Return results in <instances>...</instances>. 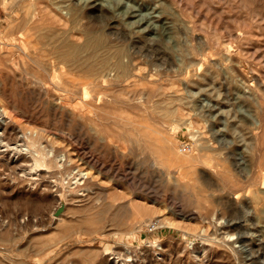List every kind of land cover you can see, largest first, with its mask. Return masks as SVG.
I'll list each match as a JSON object with an SVG mask.
<instances>
[{
  "label": "rangeland",
  "instance_id": "rangeland-1",
  "mask_svg": "<svg viewBox=\"0 0 264 264\" xmlns=\"http://www.w3.org/2000/svg\"><path fill=\"white\" fill-rule=\"evenodd\" d=\"M9 1L0 0V264H264V0L39 2L53 44L97 30L114 46L120 35L137 93L126 82L92 91L87 65L51 78L40 67L51 46L36 28L29 54L7 43L17 35L3 32Z\"/></svg>",
  "mask_w": 264,
  "mask_h": 264
},
{
  "label": "bare ground",
  "instance_id": "bare-ground-1",
  "mask_svg": "<svg viewBox=\"0 0 264 264\" xmlns=\"http://www.w3.org/2000/svg\"><path fill=\"white\" fill-rule=\"evenodd\" d=\"M7 1V0H6ZM42 1V0H21L19 2V0H12V1H9L12 5V12L9 13V16L7 18V26L6 28L3 29V32H4V35H5V32H12V31H15L17 33V35H14L11 34V37H10V41H8L7 43L10 44V45H16L17 47H19V49L23 50L24 52H26V54L30 53V51H28V47L30 45H27L28 43V40H29V37L32 35V33L30 32L32 28H36V36L41 40L42 39H45V42H46V45L45 47L47 46H51V56L48 57V61L47 59L44 58V62L41 60V62H43V64L40 62V64H42V66L40 65V67H42V69H44L45 73H47L51 78L55 75V74H58L56 75L57 77H62L66 74H68L70 71L68 68H64V65L65 66H68L70 69H73V68H78L79 69V66H82V65H87L89 67V70L92 72V91H94L95 88H99V91L101 90L102 88V91H103V88H109V85L112 84L113 82H126L125 85L126 88H129L130 90L132 91H135L136 90H133L131 88H133L134 86H136L140 81V79L138 80L136 77V74H138V72L135 70L136 69V65L135 64L136 62H134L135 60L133 59L134 56H132L131 59L129 60H125L124 59V56L127 55L129 53L128 49L124 46V39H122V37L119 35H117V37H119L118 40H121V42L124 44H122L121 42H118V43H121V44H114V46H111V45H108V43L105 42L106 40V37L104 34L102 33H97V34H94L97 32V30L92 33L91 35H88L86 38V41L79 45H75V44H71L70 42L71 41H62L61 43H54V41H56L55 39V33L53 31H51L54 27H50V26H44L43 23L41 25V23L37 22L38 21V18L36 19V16L37 15H40L41 16V19L43 18H46L44 17V13L41 11V9L43 7H39L38 4H40L39 2ZM48 1V0H47ZM52 1V0H51ZM72 8V6L70 7ZM73 10V8L71 9V11ZM16 11L17 14L15 13ZM44 11V10H43ZM51 11V9H50ZM75 11V8L74 10ZM52 12V11H51ZM45 13H47L45 11ZM11 16H14L13 19ZM52 18V16H51ZM54 18V17H53ZM52 18V19H53ZM74 18V17H73ZM40 19V20H41ZM50 19V18H49ZM57 19V18H56ZM54 19V20H56ZM70 19V18H69ZM78 19V17H75L74 18V21ZM73 20V19H72ZM71 20V21H72ZM43 21V20H41ZM57 21V20H56ZM51 22H55V21H51ZM79 28V27H78ZM77 29V28H76ZM91 31V30H90ZM92 32V31H91ZM216 35V34H215ZM9 36V35H7ZM6 36V37H7ZM128 36V35H127ZM37 38V39H38ZM16 39L18 40L17 43L16 42ZM38 39V40H39ZM66 39V38H65ZM108 40V39H107ZM40 41V40H39ZM44 41V40H43ZM126 41V40H125ZM2 42L0 40V51L2 52ZM31 42V41H30ZM41 42V41H40ZM64 42V43H63ZM32 43V42H31ZM73 43V42H72ZM112 44V43H110ZM118 44V45H117ZM27 47V48H26ZM44 47V48H45ZM185 47V46H184ZM42 48V47H41ZM40 48V49H41ZM47 49V48H46ZM186 49V48H185ZM42 51V53L45 52V50H43V48L40 50ZM184 51V50H183ZM20 52V50H19ZM35 52V51H34ZM38 52V51H36ZM185 52V51H184ZM183 52V55H185V53ZM40 54H42L41 52H38ZM131 53V52H130ZM37 54V53H36ZM133 54V53H131ZM43 55V54H42ZM49 55V54H48ZM47 55V56H48ZM1 56H3L2 54H0V61H1ZM44 56V55H43ZM46 56V55H45ZM186 56V55H185ZM184 56V57H185ZM190 56V55H189ZM17 57V56H16ZM16 57H11L13 60L16 58ZM20 57V56H19ZM5 58V57H4ZM18 58V57H17ZM21 58L23 59V56H21ZM32 58V57H31ZM186 58V57H185ZM191 58V57H190ZM34 61L37 62V60L39 58H34ZM26 60V59H25ZM38 60V62L40 61ZM134 60V61H133ZM9 61V60H8ZM18 61V60H17ZM24 61V60H23ZM50 61V65H49V62ZM187 62H190L191 64L193 63V60H189L188 59V54H187V59H186ZM2 62V61H1ZM13 62V61H11ZM16 62V61H14ZM27 62V61H26ZM30 62V61H29ZM198 62V61H197ZM196 63V62H195ZM9 64V63H8ZM17 64V63H16ZM28 64V63H27ZM38 64V63H37ZM189 64V63H188ZM190 64V65H191ZM194 64V63H193ZM25 65V64H24ZM32 65V64H30ZM39 65V64H38ZM29 66V65H28ZM33 66V65H32ZM35 66V65H34ZM33 66V67H34ZM37 66V65H36ZM35 66V67H36ZM75 66V67H73ZM199 66V65H198ZM14 67V66H13ZM12 67V69H13ZM32 67V68H33ZM39 67V68H40ZM16 68V67H15ZM38 68V66L36 67ZM11 69V68H10ZM17 69V68H16ZM83 69V68H81ZM80 69V70H81ZM77 70V69H76ZM88 70V69H87ZM15 71V69H14ZM11 72V71H10ZM36 72V71H35ZM185 72V71H184ZM14 73V72H13ZM27 73V72H26ZM43 73V72H42ZM45 73H44V76H45ZM71 73V72H70ZM17 74V73H16ZM37 74H38V71H37ZM143 78L145 77L144 75H141ZM40 77V76H39ZM46 77V76H45ZM208 79V78H207ZM53 81V80H52ZM189 81V80H188ZM39 82V81H38ZM146 82V81H145ZM149 82V81H148ZM117 84V83H116ZM119 84V83H118ZM43 86V85H42ZM122 86V85H121ZM198 86V84H197ZM196 87V86H195ZM215 87V86H214ZM112 88V87H110ZM125 88V87H124ZM199 89V88H198ZM206 89V87H205ZM204 89V90H205ZM31 90V89H30ZM45 90V89H44ZM127 90V89H126ZM189 90V89H188ZM98 91V90H97ZM190 91V90H189ZM108 92V91H107ZM131 92V91H130ZM115 93V92H114ZM206 93V92H205ZM107 94V93H106ZM125 94V93H124ZM153 94V93H152ZM155 94V93H154ZM190 94V93H189ZM194 94V93H193ZM104 95V94H103ZM93 96V95H92ZM96 96V94L94 95ZM192 96V95H191ZM151 97H153L151 95ZM188 98V97H187ZM219 98V97H218ZM94 98H92V106L93 104L96 102L93 101ZM153 99V98H151ZM174 99V98H173ZM210 100V99H208ZM166 101V100H165ZM212 101V100H211ZM157 102V101H156ZM222 102V101H221ZM137 103V102H135ZM140 103V102H139ZM171 100L167 101L164 105H161L162 106V111H164V116L163 117H169L170 116V113L173 111V108L171 107ZM200 103V102H199ZM103 104V103H102ZM131 104H134L131 103ZM141 104H146L145 102L143 103H140L138 106H140ZM159 104V103H158ZM191 104V103H190ZM195 104V103H194ZM124 105V104H122ZM151 106H154L155 104L152 103L150 104ZM135 106V104H134ZM143 106V105H141ZM204 106L203 104L200 105V107ZM145 107V106H144ZM146 108V107H145ZM154 108V107H152ZM156 108V107H155ZM160 108V107H158ZM221 108V107H220ZM149 109V108H148ZM3 108L0 107V120H3V121H6V119L4 118L5 117V114L2 112ZM150 110V109H149ZM154 110V109H153ZM204 110V109H203ZM224 110V109H223ZM158 112V111H156ZM201 112V111H200ZM216 113V112H215ZM214 113V114H215ZM172 114V113H171ZM230 114V113H229ZM7 115V114H6ZM172 116V115H171ZM213 116V115H211ZM231 116V115H230ZM217 117V115H216ZM227 117V116H226ZM163 119V118H162ZM238 120V119H237ZM2 121V122H3ZM207 122V121H206ZM240 122V120H239ZM208 123V122H207ZM238 123V121H237ZM3 124V123H2ZM221 125V124H220ZM236 125V126H235ZM233 127H234V135H236L237 137H239V139H245L247 138L246 137V134H245V127H244V131L243 129L239 126H237V124H235ZM240 125V124H238ZM5 126V125H4ZM243 127V126H242ZM215 128V127H213ZM217 129V128H216ZM5 130V129H4ZM4 130H2V132L0 131V135L4 132ZM7 131V130H6ZM11 131V130H10ZM13 132V131H12ZM4 135V134H3ZM7 135V133H6ZM5 136V135H4ZM10 136V135H9ZM4 139V138H3ZM145 139V138H144ZM247 143V142H246ZM182 146V145H181ZM205 150V152L201 155V153H199V158L197 159H200V161L202 160L201 158L203 156L205 157H208V151L209 149L206 148V146H204L203 148ZM181 150V149H180ZM35 153V152H34ZM186 153V152H185ZM42 155V154H41ZM186 155H192V154H186ZM37 158V157H36ZM35 158V159H36ZM207 159V158H205ZM38 160V159H37ZM208 161H210V158L207 159ZM40 161V160H39ZM203 161V160H202ZM206 161V160H204ZM200 163V162H199ZM207 163V161H206ZM37 164V163H36ZM192 164V163H190ZM212 165V164H211ZM168 166V165H167ZM171 172V171H170ZM42 181V180H41ZM206 185H207V182H206ZM200 187V186H199ZM211 187V186H210ZM208 187V188H210ZM46 188V187H45ZM213 188V187H212ZM203 189V188H202ZM67 193V192H66ZM257 194V193H256ZM58 195V194H57ZM92 196V195H91ZM260 196L257 194V197ZM206 198V197H205ZM260 198H262L260 196ZM93 199V198H92ZM257 199V198H255ZM100 200V199H99ZM260 200V199H258ZM262 200V199H261ZM75 201V200H74ZM101 201V200H100ZM94 204V203H93ZM97 204V203H96ZM103 205V204H102ZM118 209V208H117ZM102 211V209H101ZM99 212H100V209H99ZM108 212V211H107ZM91 214V213H90ZM93 214V213H92ZM122 214V213H121ZM93 215H96V214H93ZM115 215V214H114ZM120 215V214H119ZM98 216V215H97ZM103 216V215H102ZM108 216V215H107ZM121 216V215H120ZM123 216V215H122ZM94 217V216H93ZM116 217V216H115ZM96 219V218H95ZM98 219V218H97ZM120 219V217H119ZM101 220V219H99ZM51 238V237H50ZM158 240V239H157ZM155 241V240H154ZM46 244V243H45ZM36 245V244H35ZM122 257V256H121ZM126 258V257H125ZM121 263V262H120Z\"/></svg>",
  "mask_w": 264,
  "mask_h": 264
},
{
  "label": "water",
  "instance_id": "water-1",
  "mask_svg": "<svg viewBox=\"0 0 264 264\" xmlns=\"http://www.w3.org/2000/svg\"><path fill=\"white\" fill-rule=\"evenodd\" d=\"M65 209H66L65 197L63 195H60V203L54 210V215L60 216L62 213H64Z\"/></svg>",
  "mask_w": 264,
  "mask_h": 264
},
{
  "label": "built area",
  "instance_id": "built-area-1",
  "mask_svg": "<svg viewBox=\"0 0 264 264\" xmlns=\"http://www.w3.org/2000/svg\"><path fill=\"white\" fill-rule=\"evenodd\" d=\"M191 148H192V145H191L190 143H184V144L182 145V150H183V151H190ZM152 225H153V226H158V225H159V221H158V220H154V221L152 222Z\"/></svg>",
  "mask_w": 264,
  "mask_h": 264
}]
</instances>
